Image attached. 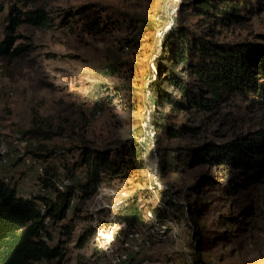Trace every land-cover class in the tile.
<instances>
[{
  "label": "rangeland",
  "instance_id": "374dc122",
  "mask_svg": "<svg viewBox=\"0 0 264 264\" xmlns=\"http://www.w3.org/2000/svg\"><path fill=\"white\" fill-rule=\"evenodd\" d=\"M181 5L182 0H34L29 7L46 8L51 27L22 24L19 42L31 48L20 57L0 58V139L16 133L24 137L33 127L61 133L48 140L26 138L29 150L45 146L38 151L41 161H12L0 175L29 177L32 182L21 181L19 190L32 191L39 162L65 177L83 146L108 150L120 162L118 173H103L81 209L75 211L77 200L71 206L68 217L75 229L63 264H77L95 249L101 251L94 259L104 264L105 242L97 237L110 227L116 234L113 246L123 251L127 227L122 212L135 202L147 212L155 208L168 199L162 189L173 198L172 229L131 251L137 264H264V177L250 181L241 169L199 161L205 144L264 131V108L180 110L168 102L160 105L151 88ZM245 5L247 10L240 11L244 19L230 26L195 14L193 5L182 20L217 41L252 40L264 34V0H246ZM82 6L86 9L79 12ZM68 11L73 13L69 23L61 25ZM96 18L99 24L90 28ZM163 85L179 96L176 87ZM158 111L173 124L196 130L178 137L157 132L153 119ZM74 175V181L85 179V167ZM145 220L149 230L151 218ZM90 227L93 235L77 246L79 235Z\"/></svg>",
  "mask_w": 264,
  "mask_h": 264
},
{
  "label": "trees",
  "instance_id": "16d2710c",
  "mask_svg": "<svg viewBox=\"0 0 264 264\" xmlns=\"http://www.w3.org/2000/svg\"><path fill=\"white\" fill-rule=\"evenodd\" d=\"M32 1L0 0V58L20 57L31 48L19 42V27L22 24L51 27L49 11L42 7H29ZM245 1L182 0L164 39L165 46L161 52L164 61L158 64L159 79L151 82L160 105L168 102L180 110H214L221 106L240 111H250L256 106L264 108V34L252 40L221 42L215 40L210 32L187 28L182 20L187 6L193 5L196 7L195 14L213 19L215 24L230 26L244 19L240 11L247 10ZM85 9L86 6H82L79 12ZM72 15L71 11L66 12L60 24L69 23L68 18ZM95 24H99V19L92 20L90 28ZM165 61L168 66L163 64ZM164 82L176 87L179 96L168 92ZM169 118L167 113L158 111V116L153 119L157 132L178 137L196 130L187 124H173ZM60 134L59 131L33 127L23 136L30 140H48ZM42 147L45 146L41 144L38 150L28 148V153L33 159L41 161L38 151ZM201 150L199 161L241 169L250 181H261L264 177L263 130L242 134L223 144H205ZM19 160L22 161V158ZM82 166L85 167L86 178L74 181L75 170ZM72 169L71 174L68 171L63 177L54 168L43 166V173H38L35 179L40 187L39 193L30 197L19 193L23 177L11 175L6 181L0 175V264H63L75 229L74 220L68 217L71 206L77 200L75 211L81 209V203L91 198L98 184L104 180L103 173H118L120 162L112 160L108 150H91L83 146L80 158ZM63 178L70 179L72 184L61 189L58 182ZM161 191L168 199L163 197L161 204L148 208V211L154 215L151 223L165 225L164 233H167L174 221V203L168 191ZM146 215L147 209L143 210L135 202L122 212L121 218L127 223V228L132 229L145 226ZM93 232V227L85 229L77 239V246L84 245ZM100 251L95 249L88 258L80 256L77 264H98L94 257ZM123 264L137 263L130 257Z\"/></svg>",
  "mask_w": 264,
  "mask_h": 264
},
{
  "label": "built area",
  "instance_id": "2783aa9c",
  "mask_svg": "<svg viewBox=\"0 0 264 264\" xmlns=\"http://www.w3.org/2000/svg\"><path fill=\"white\" fill-rule=\"evenodd\" d=\"M99 113V112H98ZM29 141L22 137L20 133H16L14 138H2L0 140V170H3L7 167L12 161H16L22 158V161L25 163H37V160L33 159L32 156L28 153ZM37 172L39 174L43 173L42 163H38ZM5 180L8 181V175L4 174ZM21 181L25 183H30L29 177H23ZM20 181V182H21ZM72 184L70 179L63 178L58 182V186L61 189H64ZM37 185V184H36ZM40 187L36 186L32 191H20L19 193L23 197H30L39 193ZM45 212V206L42 207V213ZM147 215L151 218V222L154 219L152 212L148 211ZM146 215V217H147ZM149 223V230L145 229V226H138L132 229H125V235L122 238L123 241V251L116 249L113 246L115 242V228L110 227L105 232L101 233L100 237L97 239H102L105 244L102 246L108 254V259L104 264H123L130 258V252L139 249V244L149 245L151 242V237H158L161 232H164V225H159L157 222ZM127 227V224L124 223ZM163 227V228H162Z\"/></svg>",
  "mask_w": 264,
  "mask_h": 264
},
{
  "label": "crops",
  "instance_id": "0c3cea01",
  "mask_svg": "<svg viewBox=\"0 0 264 264\" xmlns=\"http://www.w3.org/2000/svg\"><path fill=\"white\" fill-rule=\"evenodd\" d=\"M18 166H19V165H18ZM18 166H17V167H18ZM13 171H14V170H13ZM12 173H14V172H12ZM9 174H10V175H13V174H11V173H9ZM35 181H36V180H34V182H35Z\"/></svg>",
  "mask_w": 264,
  "mask_h": 264
}]
</instances>
